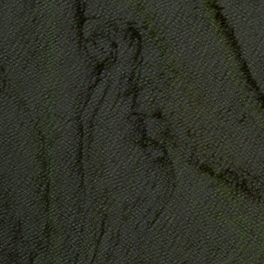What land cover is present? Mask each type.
Masks as SVG:
<instances>
[{"label":"water","instance_id":"95a60500","mask_svg":"<svg viewBox=\"0 0 264 264\" xmlns=\"http://www.w3.org/2000/svg\"><path fill=\"white\" fill-rule=\"evenodd\" d=\"M0 264H264V0H0Z\"/></svg>","mask_w":264,"mask_h":264}]
</instances>
